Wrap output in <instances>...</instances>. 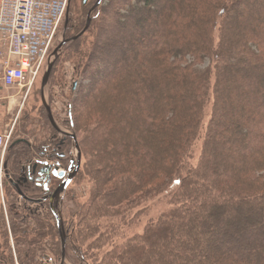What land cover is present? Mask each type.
<instances>
[{
    "label": "trees",
    "instance_id": "trees-1",
    "mask_svg": "<svg viewBox=\"0 0 264 264\" xmlns=\"http://www.w3.org/2000/svg\"><path fill=\"white\" fill-rule=\"evenodd\" d=\"M254 1L261 4L249 8L246 0H103L87 31L64 47L74 49L83 66L69 127L82 155L93 149L103 165L100 170L92 164V170L88 168L96 180L90 204L81 211L84 219L88 213L97 219L115 214L111 207L130 201L158 177L163 183L146 196L163 194L178 182L170 195L171 209L143 235L113 253L111 259L118 264H264V0ZM92 3L83 0L84 15L76 22L68 19L67 39L74 37L68 35L71 30H84L96 2ZM235 14L237 20H231ZM160 21L155 39L129 46L140 51L138 59L133 57L129 68L110 79L107 68L116 46L114 39H121L128 29H154ZM87 33L93 36L89 44L84 40ZM94 90L97 96H93ZM211 100L201 153L192 166L193 149ZM78 102L83 103V114ZM90 106L89 113L94 115L88 117ZM85 121L93 128L87 139L79 135ZM72 136H65L52 149L38 151L27 140L9 146L16 173H6V185L25 202L47 203L48 211L43 221L39 214L31 213L33 225L23 216L15 218L21 223H12L16 258L21 264H38L34 249L47 240L61 254L54 205L46 199L60 184L53 187L52 177L50 193L44 190L39 173L45 160L29 164L24 178L19 177V164L40 154L51 163L57 157L62 162L55 164L67 170ZM27 185L35 187L36 197L26 194ZM64 198L65 202L66 193ZM59 217L66 230V252L75 239L84 244L85 232L71 236L65 212ZM83 229L88 230V225ZM90 231L95 235L99 229ZM0 238V264H15L1 215ZM72 251L80 253L77 247ZM243 251H247L245 255Z\"/></svg>",
    "mask_w": 264,
    "mask_h": 264
},
{
    "label": "rangeland",
    "instance_id": "rangeland-1",
    "mask_svg": "<svg viewBox=\"0 0 264 264\" xmlns=\"http://www.w3.org/2000/svg\"><path fill=\"white\" fill-rule=\"evenodd\" d=\"M97 1L98 0H93V3L91 5H94L95 2L97 3ZM246 2L248 3L249 8L250 6L255 7V4H261L260 1L254 0H246ZM82 4L83 0H71L69 6L70 10L68 11V17H66V19H73L74 22H76V19L79 17V15L83 16L85 9H83ZM95 5L90 8V11L95 7ZM93 12L91 14V19ZM156 15L158 17L159 14H155V17ZM236 16V14L231 15L230 19L237 20L238 17ZM66 19L58 31L53 47L49 53L48 60L51 58L53 51L63 42L64 39H67V35H65V33L67 30L68 22L66 21ZM81 19H83V17H81ZM156 24L157 27L154 29L146 28L145 30L139 29L138 31H134L135 29H128L126 32H124L121 39L120 37H118V39H114L116 40V46L113 49L115 54H111L110 59L112 58V60H109V67L107 66L108 72L110 74V79H117L120 75L121 69L129 68L130 64L132 65L131 61L133 60V57H138L137 54H139L140 51L130 50V45H132L133 43H140L142 41H151V39H155L157 34L160 33L159 28L161 26V21L160 23L156 22ZM79 34L80 33H76V31L73 30L68 33V35H74V37ZM84 40H86L88 44L93 42L92 34L87 33L84 37ZM71 43L67 45L69 46ZM64 47L60 52L59 58L53 68L50 80L43 92L42 79L47 70V63L42 72L41 78L37 80L35 86L29 93L27 89L21 90L3 88L1 86V77L3 74V70L0 68V134L6 131H12V143L18 140H27L32 146L37 147L38 151L43 148L52 149L55 147H59L61 140L65 137V135L56 131L50 124L47 111L43 106L42 96H44L47 105L51 108L55 122L61 132L73 134V131L69 127V115L71 113L70 110L74 111V104L78 97L76 95V86L81 81L80 73L83 66L81 65V60H79L75 55L74 49H68ZM121 55H123L122 57H124V60L121 58ZM52 60H54V58H52ZM93 96H97L96 90L93 91ZM78 103L80 104H78V110L81 114H83V103ZM88 108L89 110L88 112H86V115L90 117L91 115H94V112L89 113V111L92 110V107L90 106ZM211 111L212 100L205 109L203 130L201 131L200 139L195 143L192 153V159L190 161V165L192 166L197 165L204 140V133L210 121ZM92 129L93 128L92 126H90V123L88 121H85L79 132L80 137H85V139H87L89 137V132ZM262 136H264V132L262 133ZM97 142V138H94L93 145L97 146ZM63 147H65V145H63ZM67 149L68 147H66V152ZM10 156L11 152L8 149L5 156L4 169L7 174H9L10 172V174L13 175L16 172H14L12 169V161L9 160ZM40 156V154L38 156L36 155L29 162H21L19 164V168L22 171L19 175L20 178L26 177L25 171L29 164L34 166L37 165V160H47L45 157L41 158ZM77 159L78 154L75 149L74 141H72L69 160L75 161L74 163L76 165ZM52 161L54 162V164L56 163V161L62 162V160H58L57 157ZM90 164H92L93 167L99 170L103 169V165H101V163L97 161L93 149H90V151L86 149L85 156L81 153V165L78 173L76 174V177L68 186L67 190L63 194L58 196L53 204V207L55 208L57 214L61 215L62 211L65 212V223L67 225V228L70 229L71 236L73 232H75V235L78 237L79 231L85 232L86 236L84 244H82L81 242L79 243L76 239L75 242H72L73 244H71L70 249L68 250V252H66V261L64 264H118L115 260L114 262L111 259L113 253L116 252L117 248L123 247L131 239L143 235L145 229L149 225L157 221L161 215L171 209L172 206L170 205L169 200L170 195L175 191L176 187L178 186V182L174 183L173 186H171V188L163 194L151 193V195L149 194L148 196H146L147 192H151L154 188H157L163 183L161 177H158L157 180H154L145 189H142L139 193L133 195L130 201H128L133 202V204L128 205V202H124L119 206L111 207V211L115 212V214L112 213L109 216H101L99 219H97L96 215H94L93 213H88L89 217L87 219H84L85 212L82 213L81 211L82 208H85L90 204V199L93 194V188L95 186L96 180H93L92 174L94 173L91 174V171H89L91 169V167H89ZM60 167L61 170L65 169L62 165H60ZM52 179L54 181L52 185L53 187L61 183V181L56 182L57 180L55 178ZM27 186L28 187H26L25 190L26 194L30 197H36V195L34 194V191L36 190L35 187L31 185ZM106 186H109V183H106ZM65 193L67 194L68 200L66 199L64 202L63 199H65ZM4 195L5 206L0 204V215L3 216L5 220L6 229L8 230L9 234V242L14 253V257H16V243L11 234L12 223H21V220H19L20 218L18 219L19 221H16L15 218L23 216V219L27 218L28 224L33 225L34 220L29 217L31 213L39 214L38 219L43 221L45 218H47L46 216H48L47 203L41 206L39 204H36L35 202H25L18 194H16V191L11 188L9 184L6 185V182ZM25 209H28V212H25ZM81 219H84V223H82ZM228 221L229 218L227 217L226 223ZM86 224L88 225V230L83 229L85 228ZM91 229L94 231L99 229V232H96L94 235V232L90 231ZM218 230L219 229H216L214 231L218 232ZM100 236H102V238H100ZM235 239H237L236 241L238 242L240 239V235L235 237ZM1 241L2 240L0 238V242ZM43 244L44 245L41 248L38 247L34 249V251L36 252V263L61 264L62 258L61 254L59 253L58 247L55 248L53 243H51L49 240L43 242ZM217 244L219 246L221 245L220 240L217 241ZM72 247H77L80 249L79 255L73 253ZM21 249H23V247H21ZM246 252L247 251H243V255H245ZM81 255H83V260L79 259V257H82ZM138 259H142V257L139 255ZM15 264L21 263L15 260Z\"/></svg>",
    "mask_w": 264,
    "mask_h": 264
},
{
    "label": "built area",
    "instance_id": "built-area-1",
    "mask_svg": "<svg viewBox=\"0 0 264 264\" xmlns=\"http://www.w3.org/2000/svg\"><path fill=\"white\" fill-rule=\"evenodd\" d=\"M71 0H0L1 86L27 89L35 86ZM13 132L0 134V204L5 206V156Z\"/></svg>",
    "mask_w": 264,
    "mask_h": 264
},
{
    "label": "water",
    "instance_id": "water-1",
    "mask_svg": "<svg viewBox=\"0 0 264 264\" xmlns=\"http://www.w3.org/2000/svg\"><path fill=\"white\" fill-rule=\"evenodd\" d=\"M87 1L88 0H85V3ZM102 1L103 0H98L96 5H95V7L89 12L88 19H87V24H86L84 30L79 35H77L76 37H74L72 39H64L63 42L53 51V54H52L51 58L48 60L46 73L44 74L43 79H42V92H43V90L45 89V87L47 86V84H48V82L50 80L53 68L55 66L56 61L59 58V55H60V52H61L62 48L64 46H66L67 44H69L71 42H74L77 39H79L87 31V29L89 28V25L91 23V14H92V12L101 5ZM66 21L68 22V19H66ZM52 58H54V60H52ZM42 102H43V106L45 107V109L47 111L48 119H49L50 124L52 125V127L56 131L62 133L65 136H72V135L67 134L65 132H61V130L59 129V127L57 126V124L55 122V119L53 117L51 108L47 105V103L45 101L44 96H42ZM72 139L74 141L75 149H76L77 154H78V159H77L76 165L74 163L75 161H72L71 162V166H70L69 170H67V171H63V170L59 171V168L56 167V166H47L45 169L41 170L40 173H39L40 176L43 177L42 179L45 182L44 190L48 194L50 193L49 185H50V180H51L52 176L57 178V179H59V180H61L60 186L54 191V193L49 194L48 197H46V199L49 198L51 204H54V201L58 198V196H60L61 194H63L67 190L68 186L72 183V181L74 180V178L76 177V174L78 173V171L80 169L81 152H80L79 145H78L76 137L72 136ZM55 216H56L57 225H58L59 234H60V239H61V258H62L61 264H64L65 261H66V241H67V236H66V231H65V229L63 227L62 220L56 214H55Z\"/></svg>",
    "mask_w": 264,
    "mask_h": 264
},
{
    "label": "flooded vegetation",
    "instance_id": "flooded-vegetation-1",
    "mask_svg": "<svg viewBox=\"0 0 264 264\" xmlns=\"http://www.w3.org/2000/svg\"><path fill=\"white\" fill-rule=\"evenodd\" d=\"M59 166H60V165H59ZM70 166H71V163H70ZM42 168H43V167H42ZM68 170H69V168H68ZM63 171H67V170L63 169ZM51 183H52V182H51ZM60 184H61V183H60ZM15 260L18 261L16 257H15Z\"/></svg>",
    "mask_w": 264,
    "mask_h": 264
}]
</instances>
